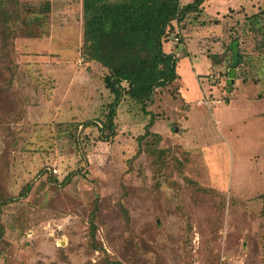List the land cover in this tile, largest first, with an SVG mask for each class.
<instances>
[{
	"label": "rangeland",
	"instance_id": "1",
	"mask_svg": "<svg viewBox=\"0 0 264 264\" xmlns=\"http://www.w3.org/2000/svg\"><path fill=\"white\" fill-rule=\"evenodd\" d=\"M51 4L44 31L24 27L14 38L12 71L0 62V87L15 81L0 93V192L18 197L33 182L0 213V264H264V62L252 67L259 34L240 38L245 60L222 75L234 63L231 28L264 0H206L200 21L181 31L185 45L171 36L165 49L179 57L180 96L157 93L148 110L162 141L155 150L144 141L132 163L151 118L134 102L120 106L112 142L97 128L81 132L77 148L69 142L66 126L96 119L108 99L103 70L80 54L81 0ZM77 168L84 174L60 186ZM95 203L103 250L91 248Z\"/></svg>",
	"mask_w": 264,
	"mask_h": 264
},
{
	"label": "trees",
	"instance_id": "2",
	"mask_svg": "<svg viewBox=\"0 0 264 264\" xmlns=\"http://www.w3.org/2000/svg\"><path fill=\"white\" fill-rule=\"evenodd\" d=\"M205 2L206 0H193L187 5H182L180 0H81L83 28L80 54L86 63L98 65L103 70L102 84L108 103L102 106L96 119L74 121L66 126L65 131L69 134L71 145L77 148L80 145L81 132L88 128L98 129L100 141L112 142L117 136L119 108L124 102L131 101L140 107L144 116L151 117L145 134L137 138L139 147L131 163L141 155L144 141L147 148L153 146L155 150L159 147L162 136L151 131L155 115L148 108L154 104L157 93L163 89H169L174 98L180 96L177 85L179 57L174 52H168L165 45L173 35L178 39L176 45H185L181 31L187 22L200 21ZM51 11V0H42L38 7L26 6L21 0H0V62L4 60L2 66L5 70L12 71L6 61L11 62L13 41L17 33L24 27L31 26L44 31ZM190 17L192 20H189ZM213 23L219 25L220 21L215 20ZM201 24L206 26L208 23ZM235 26L236 28L231 30L235 31L236 35L228 45L234 63L226 66L222 75H230L228 71L235 70L245 60V55L240 51V38L249 32L261 36L254 49L257 63L252 67L257 66L258 69L261 66L262 70L264 8L238 21ZM27 35L35 37L36 33L32 30ZM223 61H226L225 54L216 56L213 65H221ZM13 78L11 75L8 79L9 90V87L14 86ZM38 78L45 79L42 74H39ZM5 89L0 87V93L6 92ZM149 138L152 140L148 141ZM78 172L84 174L83 169L77 168L60 182V186L69 185ZM50 179L57 182L55 175L50 174ZM32 187L33 182L28 183L18 197L0 192V213L19 197H27ZM122 211L128 219V212L124 208ZM97 214L98 207L95 203L90 222L91 248L103 250L95 241ZM2 234L0 226V236Z\"/></svg>",
	"mask_w": 264,
	"mask_h": 264
},
{
	"label": "built area",
	"instance_id": "3",
	"mask_svg": "<svg viewBox=\"0 0 264 264\" xmlns=\"http://www.w3.org/2000/svg\"><path fill=\"white\" fill-rule=\"evenodd\" d=\"M177 42H178V39H175V44H177ZM212 78V77H211ZM214 102V104H219L220 103V101L219 100H217V101H213Z\"/></svg>",
	"mask_w": 264,
	"mask_h": 264
}]
</instances>
